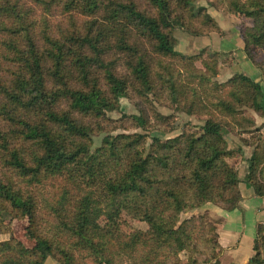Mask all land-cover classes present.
Wrapping results in <instances>:
<instances>
[{"label":"trees","instance_id":"1","mask_svg":"<svg viewBox=\"0 0 264 264\" xmlns=\"http://www.w3.org/2000/svg\"><path fill=\"white\" fill-rule=\"evenodd\" d=\"M195 2L0 0V233L9 234L0 241V264H45L48 256L57 264L219 258L216 226L181 213L206 202L237 207L230 159H242L243 145L251 147L244 180L264 195V133L252 114H264V92L240 72L217 81L225 63L219 52L176 48L177 28L197 37L220 32ZM207 3L239 17L245 58L264 83V0ZM130 94L145 103L138 113L109 117ZM155 102L204 119L185 134H152L148 144L142 132L110 133L124 120L170 132L172 115L149 120L145 109ZM228 131L240 135L238 148L227 147ZM13 218L26 219L32 246L12 235ZM252 251L246 264H264L263 223Z\"/></svg>","mask_w":264,"mask_h":264},{"label":"crops","instance_id":"2","mask_svg":"<svg viewBox=\"0 0 264 264\" xmlns=\"http://www.w3.org/2000/svg\"><path fill=\"white\" fill-rule=\"evenodd\" d=\"M205 6L208 7V13L219 24L221 35L213 36L211 34L205 36L203 38L208 41L201 42L200 44H194V39L190 36L187 38L193 43L194 47L201 45L202 47L214 48V45H217V50L231 53L233 61L225 75L228 77L234 72L243 73L254 81H258L263 89L264 83L262 82L260 72L245 58L242 50L243 42L236 26L239 18L227 12L216 10L211 6L209 7L207 4ZM215 39L218 42L214 44L211 41ZM179 51H182V49ZM253 114L255 124L264 127V114L260 116L254 112ZM249 153V150H247L244 153L245 157ZM245 168L246 162L244 161L243 173L238 182L241 198L237 207L231 210H225L219 206L208 204L201 207L204 209L203 211L207 210L211 217L220 219L218 222V240L223 250L217 260L211 261L208 264H246L253 253L252 244L255 237L256 225L258 222L264 225V195L258 196L255 194L253 189L245 182Z\"/></svg>","mask_w":264,"mask_h":264},{"label":"rangeland","instance_id":"3","mask_svg":"<svg viewBox=\"0 0 264 264\" xmlns=\"http://www.w3.org/2000/svg\"><path fill=\"white\" fill-rule=\"evenodd\" d=\"M204 2H205V4H204ZM206 4L208 5L207 0H196L194 5L195 6H198V5L205 6ZM219 11H223V10H219ZM57 15H59V12L57 10H54V12L50 16L51 20H54L55 17H57ZM217 25L220 28L218 23H217ZM238 34H239V32H238ZM174 35H175L176 41H177L176 42V48L178 50L182 49V51H181L182 54H185V55L194 54V53L199 54V53H201L202 50H214V51L219 52L220 53L219 65L222 63L223 60H225V61H223L225 63L221 64L219 66V72H218L217 76H215V79L217 81H224L229 77V76L227 77L225 74H226L228 68L230 67L231 62L233 61V55L231 53H228V52L226 53V52H222V51L217 50L216 49L217 45H214V44H215V42H218V40L215 39V40L211 41L214 43L213 45H214L215 49L211 48V47H202L201 45L200 46L198 45V47L196 46L197 48L193 46V43L194 44H200L201 42L208 41V40H205V38H203V37L211 35V34L200 35L198 37L197 36H191V35L183 32L181 29L177 28L174 32ZM212 35L213 36H218V35L220 36L221 30L218 33H212ZM189 36L192 39H194L193 43L187 38ZM227 60H229L228 65L226 63ZM263 86H264V84H263ZM262 91L264 92V87H263ZM144 104H145L144 102H140V100L137 99V97L130 94V96L121 97L119 99V110L108 112V115H109V117H111L113 119H117V118L122 117V115H124V114L125 115L137 114L138 113V107L139 106L143 107ZM152 109L148 108V109H145V111L149 115V120L153 123H155V121L159 123V121L157 120L158 115L159 116L172 115V117H175V120H174L175 122L172 124V130L170 132L162 133L157 128L158 124H155V128L150 129V130H144L141 127H132L129 124V120H124L125 121L124 127H116L110 133L111 134H117V133L142 132V133L146 134V143L148 144L150 142V138H151L152 134H159V132H160V134L163 135V138H167L169 136L171 137V136H174V135H177L180 133L185 134V133L192 131L193 129H197L198 125H200L202 120L204 119L203 115L187 114L185 111L173 109V108L168 107V106L161 104L159 102H155ZM252 114H253V112H252ZM258 116H260V115H258ZM253 118H254V114H253ZM255 126L260 127L261 131L264 133V127L258 126L256 124H255ZM156 129H158V130H156ZM104 135L105 134L103 132H101L100 134L93 136V138H92L93 148L100 144L101 137ZM224 137L227 141V147L229 149H236L241 144V141L239 139L240 135L238 133H233V132L228 131V132L224 133ZM241 149H242L241 153L243 154L242 159L240 156H232L230 159V162L235 164V168L237 170L238 182H239L240 176L243 173V162L244 161L246 162V160H245L246 157H245L244 153L247 150H249V152H251V147L247 146V145H243L241 147ZM249 155H250V153H249ZM245 174H246V168H245L244 176H245ZM45 187H44V189H45ZM238 188H239V185H238ZM205 204L219 206V205L213 204L211 202H206ZM201 207L194 209V210H190V211L185 212V213H181V218L189 216L191 214H200V215L204 216L205 223L216 226L217 235H218V222L220 221V219L211 217L208 214L207 210L203 211L204 209ZM219 207L224 209L222 206H219ZM126 219L129 223V225H131L132 227H136V228H140V229L146 228V223L144 221H140L137 219H130V218H126ZM26 224H27V221L25 218H22V219L13 218L10 220V228H11L12 235L15 238L19 239L24 245L30 247L33 245V242L26 235V230H25ZM8 236H9V234H7V233H0V241L6 240L8 238ZM217 239H218V236H217ZM218 242H219V240H218ZM222 250H223V248H222ZM45 264H57V263L55 262V260L51 256H48L45 259Z\"/></svg>","mask_w":264,"mask_h":264}]
</instances>
